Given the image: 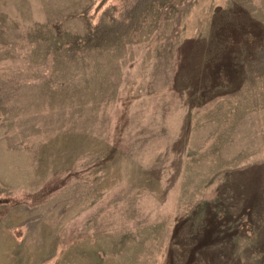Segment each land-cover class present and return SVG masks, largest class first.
<instances>
[{
    "label": "rangeland",
    "instance_id": "obj_1",
    "mask_svg": "<svg viewBox=\"0 0 264 264\" xmlns=\"http://www.w3.org/2000/svg\"><path fill=\"white\" fill-rule=\"evenodd\" d=\"M0 247L264 264V0H0Z\"/></svg>",
    "mask_w": 264,
    "mask_h": 264
},
{
    "label": "crops",
    "instance_id": "obj_2",
    "mask_svg": "<svg viewBox=\"0 0 264 264\" xmlns=\"http://www.w3.org/2000/svg\"><path fill=\"white\" fill-rule=\"evenodd\" d=\"M1 248V247H0ZM2 257V256H1ZM1 260H2V262H5V260H8L9 259V255H7L6 256V258L4 257V259H3V257L2 258H0Z\"/></svg>",
    "mask_w": 264,
    "mask_h": 264
}]
</instances>
